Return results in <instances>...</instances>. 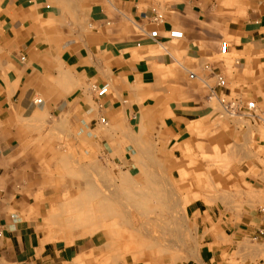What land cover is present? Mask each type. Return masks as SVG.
I'll return each mask as SVG.
<instances>
[{
  "label": "crops",
  "instance_id": "obj_1",
  "mask_svg": "<svg viewBox=\"0 0 264 264\" xmlns=\"http://www.w3.org/2000/svg\"><path fill=\"white\" fill-rule=\"evenodd\" d=\"M152 8L163 13L161 22ZM171 29L184 36L171 38ZM228 66L234 73L226 93L207 76L216 80ZM199 78L203 85L191 83ZM105 84L108 92L99 96L93 86ZM221 96L254 99L250 135L264 147V0H0V264H99L104 246L107 260L133 253V236L124 234L131 227L116 217L115 203L100 200L99 184L85 188L70 177L72 166L83 164L38 145L53 142L45 134L53 118L92 128L62 141L88 144L92 159L129 166L131 145L148 158L152 133L175 144L201 135L211 144L229 126L249 135L246 123L216 110L212 99ZM170 190L179 198V183ZM244 252L240 264L261 255L256 247Z\"/></svg>",
  "mask_w": 264,
  "mask_h": 264
},
{
  "label": "rangeland",
  "instance_id": "obj_2",
  "mask_svg": "<svg viewBox=\"0 0 264 264\" xmlns=\"http://www.w3.org/2000/svg\"><path fill=\"white\" fill-rule=\"evenodd\" d=\"M233 73V68L228 66L225 71L228 87L220 91L227 93L230 90ZM211 76L207 79L216 86V80ZM191 83L204 84L202 78ZM222 98L225 103L221 102ZM241 100L254 101L221 96L213 98L212 104H216V110L230 122L249 126L256 112L249 113L245 109L246 103ZM232 103L235 105L231 106ZM258 113L264 118L261 112ZM131 121H137L135 130L138 133L139 118ZM99 124L105 130L110 128L105 123ZM232 128L229 126L224 136L214 134L211 144H204L202 135L195 143L175 144L162 137L160 132L152 133V143L144 150V156L148 154V158L134 153L131 145L128 151L132 152L133 162L129 166L119 162L113 164L102 156L99 160L92 159L86 154L91 149L88 144L83 146L74 139L73 142L59 139L65 134L72 137L91 134L92 128L80 122L53 118L51 125L45 128V134L52 135L53 142L38 145L42 148L51 146L53 152H63L68 163H82L77 168L72 166V180L83 182L85 188L99 184L100 200L105 204L115 203L116 217L123 218H120L122 225L131 227L124 234L133 236L127 239L132 242L133 253L118 254L115 261H109L104 246L101 250L104 251L103 258H96L99 264H240L242 253L255 247L261 252L260 258L256 263L246 264H264V238H259L263 235L258 230L264 228V218L258 217L264 209V158L259 157L263 155L264 147L262 144L256 146L250 126L247 136H244L246 129L243 126L235 133ZM157 129L160 130V126ZM147 149H151L150 152ZM100 150L105 151L103 146ZM158 155L164 158L159 159ZM78 167H82V174ZM175 183L180 185L179 198L178 192L170 190ZM109 185L116 190H109ZM83 193L91 195L92 192ZM189 202L192 204L187 207ZM175 216L178 219H174V223L167 221Z\"/></svg>",
  "mask_w": 264,
  "mask_h": 264
},
{
  "label": "built area",
  "instance_id": "obj_3",
  "mask_svg": "<svg viewBox=\"0 0 264 264\" xmlns=\"http://www.w3.org/2000/svg\"><path fill=\"white\" fill-rule=\"evenodd\" d=\"M152 12H153L152 19H153L154 22H161L163 20V18H164L163 13L159 12L156 8H152ZM150 35L152 37H157L158 36V29H155V30L151 31ZM169 36L171 38L180 39V38H182L184 36V32L182 30H179V29H171L169 31ZM227 50H228V42L227 41H222L220 43V51H221V53L222 54H226L227 53ZM21 59L24 60L25 59V56H22ZM205 68L208 69V70H211L212 69L209 64H206L205 65ZM195 75L196 74L194 72H191L189 76L191 78H194ZM215 78H216V84H217L218 87H221V88H227L228 87V80H227L226 76L223 75L221 72L216 73L215 74ZM108 88H109L108 87V84H105V85H103L100 88H98L97 86H93V89L97 92V94L99 96L105 95L108 92ZM41 101H42L41 98H37L35 100L36 103H40ZM221 102L225 103V99L222 98L221 99ZM233 105H235V103H232L231 106H233ZM246 108H247V111L249 113L253 112L255 110V108H256L255 102L254 101L248 102ZM100 121L102 123L107 124V120H106L105 117H101L100 118ZM259 234L260 235H264V228L259 229ZM2 235H3V230L0 227V236H2Z\"/></svg>",
  "mask_w": 264,
  "mask_h": 264
},
{
  "label": "bare ground",
  "instance_id": "obj_4",
  "mask_svg": "<svg viewBox=\"0 0 264 264\" xmlns=\"http://www.w3.org/2000/svg\"><path fill=\"white\" fill-rule=\"evenodd\" d=\"M145 188V187H144ZM141 190V189H140ZM143 190V189H142ZM144 190H146V189H144ZM148 190V189H147ZM127 195V194H126ZM147 195H149V194H147ZM152 205V204H151Z\"/></svg>",
  "mask_w": 264,
  "mask_h": 264
}]
</instances>
